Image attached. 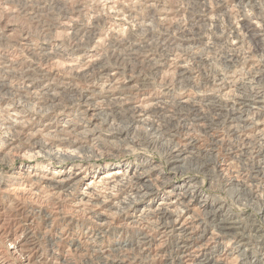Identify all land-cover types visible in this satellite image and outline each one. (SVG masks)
I'll return each mask as SVG.
<instances>
[{
	"label": "bare ground",
	"instance_id": "obj_1",
	"mask_svg": "<svg viewBox=\"0 0 264 264\" xmlns=\"http://www.w3.org/2000/svg\"><path fill=\"white\" fill-rule=\"evenodd\" d=\"M220 1H199L204 15L198 18V22L202 20L203 23H192L183 34L186 36L184 41H191L193 36H199L201 27L211 26L219 36L234 37L219 52L218 59L210 47L212 43L216 44V37L203 42L202 52L187 45L182 56H167V60L175 61L177 80L184 83L192 79L188 59L210 66H216L217 62L225 67L223 71L215 69L213 78L206 75L201 79L210 87L204 96L181 94L178 100H167L164 93L152 97L151 93L139 89L140 84L145 85L144 80L138 86L131 84L130 80L119 82L117 69L109 68L101 61L94 52V45L77 46L74 51L67 52L56 44V48H44L40 52L46 60L61 63L67 70H75L76 76L80 71L93 68L98 80L103 82L101 87L100 84L96 89L94 87V96L102 97L106 92L110 101L127 111L132 119L128 126L130 130L135 131L138 125L145 127L144 137L149 144H171L167 171L151 158L139 157L131 161L121 158L119 152L130 150L128 142L132 141V138L121 137L122 133L113 137L115 142L106 143L105 138L99 137V128L94 123L98 113L91 100L93 90L91 95H85L86 109L81 112L90 115V120L76 124L68 114L69 118L61 122L45 119L40 124L36 112L28 115L34 109L26 111L20 101L32 102L37 93L35 84L47 99L58 100V93L47 83L58 75L57 71L29 67L27 70L32 72L27 73L20 84H11L8 77L0 79V118L3 117L0 128L4 129L0 133V153L4 155V151L13 150L18 153L14 155L18 170L0 175V191L9 198L21 194L39 201L45 198L50 202H63L61 206L55 204L54 208L42 206L40 202L36 207L29 206L20 223H33L35 216L49 227L56 223L57 236H49L48 229L43 230V234L54 240L57 246L66 245L67 251L79 249L86 240L95 241L106 226L113 224L118 230L115 233H130V238L122 246L133 247L142 254L145 257L142 264H264V233L246 223H254V218L233 214L222 201L202 193L195 178L179 177L173 181L177 173L183 176L189 169L203 171L209 180L221 178L237 200L246 197L256 204L257 214L264 218V183H257V179L264 181V54L260 59L261 56L257 58L253 54L241 56L238 51L244 33L262 43L264 49V21H257L260 14L256 12L261 4L264 5V0H230L229 7L220 5ZM167 15L166 10H161L156 18L165 20ZM221 16L227 22L228 31L218 23ZM68 21L60 26L66 34H73V26ZM87 32V37L95 41V33ZM165 64H155L154 68L159 71ZM0 70L10 75L15 69L0 59ZM35 70L41 71L38 77ZM204 108L210 110V116L203 112ZM153 115L158 118L151 119ZM217 124L235 134L242 145L240 149H227L228 153L222 155V159L217 156L222 137L212 134L210 143L202 138L190 141L183 138L179 142L175 137L178 129L194 126L208 132ZM13 133L22 134L25 141L14 145ZM101 149L106 154H101ZM211 156L215 159L210 160ZM243 156L261 159L257 158L254 169L251 165L252 170L243 161V176L238 171L234 175L230 172L229 176L228 171L235 163L231 159L244 160ZM161 184L166 188L159 190ZM126 208L129 213L125 214ZM20 223H16L13 230L0 224L3 242L8 243L5 250L0 248V264H72L67 251L53 256L50 261L37 254L39 248L32 242V234L21 232ZM73 223L81 224L73 230ZM253 236H258L260 243L255 252L249 247ZM91 250L95 259L103 258L109 264H129L113 256V247H93ZM14 254H17V262H10L8 256Z\"/></svg>",
	"mask_w": 264,
	"mask_h": 264
},
{
	"label": "rangeland",
	"instance_id": "obj_2",
	"mask_svg": "<svg viewBox=\"0 0 264 264\" xmlns=\"http://www.w3.org/2000/svg\"><path fill=\"white\" fill-rule=\"evenodd\" d=\"M99 1L100 0H0V59L7 64L10 63L15 69L14 73L10 75L0 70V79L8 77L10 78L11 84H20L23 82L24 78L26 79V74L32 72L27 70L29 67H36L40 70L51 69L57 71L58 75L55 76L54 79H49L47 83L50 88H54L58 93V100L50 101L47 99L38 90L37 84H35L37 93L34 94L32 102L28 104L20 101V105L26 111L34 109L33 113L28 115H32L36 112L41 120L40 124L43 123L45 119H51L57 123L69 117H72L73 122L76 124L84 123L90 120V115H82L81 113L86 109L84 98L92 94V104L98 113L94 123H96V127L99 128L97 133L99 137L105 138L106 143L115 142V138L113 137L118 133H122L121 137L127 140L132 138V141L129 140L130 142H128L130 150L126 152L122 151L123 153L119 152L120 155L122 154L121 158H129L130 161L134 158L139 159V157L151 158L154 163L161 166L163 171H167L168 148L171 144H149L144 137L145 127L138 125L135 131L132 129L130 130L131 127L129 128L128 126L130 122H132V119L128 117L127 111L110 101L106 92L102 97L94 96V90L99 84V87H101L103 82L98 80L97 73L93 68H89V70L84 72L80 71V74L76 76L74 75L75 70H67L61 63L56 64L46 60L40 52L44 48L54 49L57 46L56 44H59L60 48L67 52L74 51L77 46L82 45L90 47L94 45V52L98 54L101 61L107 67L117 69L119 82L130 80L131 84L138 86L141 80H144L145 85L140 84L138 88L144 92L151 93L152 97L164 93V97L167 100H178L181 94L204 96L210 87L204 85L201 79L206 75L213 78L215 76V69L218 68L223 71L225 67L219 65L217 62H215L216 66H210L200 63L196 64L188 59V69L191 73L192 82L189 81L184 83L183 81L177 80L174 66L175 61L167 60L168 54L174 57L177 56V54L178 56H182L187 45L193 47V50L197 52H202L203 42L212 37H216V44L212 43L210 47L212 54L218 59L219 52L222 48H226L234 37L230 35L219 36L213 27L208 26L210 28L206 27L205 29L201 27V30H198L201 33H199V36L195 35L191 41H184L186 36L184 37L183 34L190 29L192 23H203L202 20L198 22V18L204 15L203 8L198 3L201 0H156L157 2L155 0ZM211 1L215 3L216 0ZM219 3L220 5L221 3L226 4L228 7L231 5L230 0H221ZM114 5H118V8H114ZM117 10L119 12H115ZM161 10H166L168 13L165 20L156 18ZM258 10L259 11L256 12H258L260 16L258 15L257 21H264V5L261 4ZM250 14L252 16H257L253 13ZM220 19L221 20L218 22L219 25L224 30H227L228 25L226 20L222 16ZM64 21H68V24L73 26V34H66L63 26H60ZM251 27L255 28L252 24ZM87 31L95 33V41L87 37L85 33ZM249 35V33H244V37L242 36V39L240 38L238 47L239 54L241 56L253 54V56L258 58L264 54L262 43H257L258 41L255 42ZM260 59H262V56ZM165 62L166 64L163 65L159 71H156L154 68L155 64H163ZM40 70L34 71L35 76L38 77L41 74ZM92 82L94 83L93 85ZM92 90L93 93H91ZM203 112L209 114V116L211 115L210 110L207 108H204ZM68 114H70L69 117L66 116ZM2 118L3 117L0 119ZM150 118L156 120L158 116L156 117L153 115ZM215 127L213 131L208 132H202L194 126L188 129H178L175 137L179 142H181L183 138H186L187 141L193 138H202L203 141L207 143L211 142L212 134L214 137H222L223 142H221V146H219L217 155L221 157V159L222 155L226 152L228 153L230 148H241V140L235 134L228 131L223 125L217 124ZM1 131H4V129L0 128V133ZM13 136L11 138L15 139L14 145L25 141L22 134L13 133ZM205 142H203V144ZM14 152L15 150L11 152L4 151V155L0 153L1 176L4 173L18 170V161H16V156H14L17 152ZM27 153L29 154L30 152ZM101 154H106L103 149H101ZM209 158L210 160L215 159L213 156ZM255 158L252 156L246 158L243 156L244 160L235 157L232 158L231 161L234 160L232 163H235L232 164L233 168L231 166L232 169L230 168L228 175H234L238 171L241 176H243V161L247 163L248 168L251 169L253 166L252 169H254L256 161L261 159L259 157H257L258 159ZM189 170L191 171L189 172ZM189 170L183 176H179L177 173L173 181H177L179 177L195 178L196 181L199 182V188L202 193L216 201H222L233 214L239 213L244 217L254 218V223L256 222L257 224L250 223V221H246V223L253 224L254 229H259L264 233V218L257 214L255 203L246 200L244 196L240 198L241 200H237L232 194V189L224 185L221 178L215 177L214 180H209L206 178L203 171H197L195 169ZM257 183L261 185L264 181L262 179H257ZM164 188H166V185L161 184L159 186V190ZM20 195L21 194H17L9 198L0 191V224L11 230H13L16 223H20L23 215L29 210V206L35 205L36 207L40 202L39 204H43L42 206L54 208L56 205L61 206V204H63L62 200L50 202L42 198L39 201L35 198L33 199V197L29 195ZM52 203L54 205H52ZM124 212L125 214L129 213V210L126 208ZM125 214L121 216L123 217ZM38 218L40 217L35 216L33 223H28V225L27 223L23 224V222L20 223V228L23 229L21 232H30L33 236L32 242L36 243L39 248L37 254H41L43 258H47V260L50 261L51 258H54L53 256L65 253L67 251V246H57L54 244V240H49L48 236L43 234V230L45 231L48 229L49 236H57L58 230L55 227L56 223L49 227L47 223H42ZM75 224L76 223H73V225H71L73 230H77L81 223H78V225ZM106 227L95 241L90 242L86 240L81 244L79 249L66 252V254H68L67 256L72 259V264H109V262L103 258H94L91 250L93 247H113L115 248V250L112 251L113 256L119 257L129 264H142V260L145 258L142 254L133 247L122 246L124 241L127 242V239L130 238V233H115V231L118 230L113 228V224H109V227ZM2 231V226H0V248L5 250L8 243L3 242ZM259 245L258 236H253L249 241L251 251H257ZM15 256H17V254L8 256L10 262H17V257Z\"/></svg>",
	"mask_w": 264,
	"mask_h": 264
}]
</instances>
